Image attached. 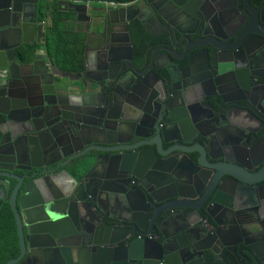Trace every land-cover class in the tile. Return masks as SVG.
<instances>
[{"label":"water","instance_id":"obj_1","mask_svg":"<svg viewBox=\"0 0 264 264\" xmlns=\"http://www.w3.org/2000/svg\"><path fill=\"white\" fill-rule=\"evenodd\" d=\"M152 1L138 0L137 8L132 6L136 1L113 8L107 13V22L106 15L94 16V22L86 30H92L95 54L89 60L87 42L83 69L72 73L59 68L43 48H36L30 56L28 52L16 55V48L26 44L36 47L42 42L43 21L38 19V0H0V86L3 82L8 87L0 93V205L5 200L12 209L20 247L19 254L5 264H169L173 251L165 243L169 235L175 250L179 247L180 251L185 250L179 244L183 235L189 238L192 250L210 248L202 246L204 237L196 233L202 214L199 205L194 204L207 199L209 205L214 203L223 188L222 183L217 187L200 186L201 173L210 168L214 176L224 175L243 185L249 180L229 167L222 171L217 166H207L209 152H199L189 178L181 171L186 161L176 158L187 159L188 151L178 145L163 151L162 143L178 140L169 136L164 126L157 133L160 142L147 143L154 159L149 165L147 157H140L141 151L130 145L121 146V141L112 139L114 133L105 130L109 127H88L94 136L89 140L84 137L81 119L66 115L61 108L55 113L51 111L54 104L65 102L61 97L70 98L76 92L87 93L94 99L106 77L91 76L93 64L101 70L102 64L116 63L125 57L117 51L124 43L131 50L129 24L136 17L141 19L136 16L139 7ZM166 2L155 10L168 23L163 15L168 7L182 14L206 15L198 0ZM60 4L63 9L75 12L77 21L87 9L85 3ZM226 7L220 5V10ZM129 68L131 73L141 76L142 82L143 73L131 64ZM34 79L37 89H31ZM172 91L169 89L165 98L159 99L161 111L167 123L180 125L183 117L173 107L176 99ZM36 97L39 101H35ZM180 99H186L185 91ZM110 105L103 120L111 118ZM89 115L92 120L100 118L97 114ZM96 134L100 137L95 138ZM66 135L69 141L63 139ZM72 142L80 145L91 142V146L78 152ZM89 150L106 154L85 155ZM59 191L64 194H58ZM108 196L112 202H108L111 209L107 211L102 202ZM168 217L174 232L169 235L162 230V222ZM121 220L125 223L121 224ZM155 232L163 239H155ZM254 264L264 262L257 257Z\"/></svg>","mask_w":264,"mask_h":264},{"label":"flooded vegetation","instance_id":"obj_2","mask_svg":"<svg viewBox=\"0 0 264 264\" xmlns=\"http://www.w3.org/2000/svg\"><path fill=\"white\" fill-rule=\"evenodd\" d=\"M137 1L133 7H138ZM199 1L206 15L182 14L168 7L163 15L169 23L155 10L161 9L166 0H154L155 5L139 7L136 16L141 19L136 17L129 24L131 50H127L129 45L122 41L124 45L117 54L125 56L123 59L102 64L101 70L93 64L91 76L106 77L94 99L87 93L76 92L70 98L68 95L61 97L65 102L54 104L51 111L55 113L61 108L66 115L81 119L84 137L89 140L94 136L88 127H109L105 130L114 133L112 139L121 141V146L130 145L141 151L140 157H147L149 165L154 159L147 143L160 142L157 133L164 126L169 136L178 140L162 143L163 151L175 145L188 151L185 153L187 159L176 155L177 152L174 155L181 162L186 161L181 171L189 178L194 172L192 162L195 163L199 152H209L210 157L207 156L205 161L207 166H217L222 171L229 167L236 174L246 176L249 180L243 185L224 175L214 176L210 168L201 173L200 186L217 187L222 183L223 188L214 203L209 205L210 199H207L194 204L199 205L202 214L196 233L204 237L202 246L210 248L192 250L189 238L183 235L179 244L185 250L180 251L176 242L178 249L175 250L169 235L174 232L168 217L169 220L162 222V230L169 235L165 239L166 245L173 249L169 264H246V260L248 264H254L257 257L264 262V0ZM224 4L226 9L220 10V5ZM81 17L84 34H87L86 27L94 22V16L82 14ZM104 19L107 22L108 15ZM136 25L140 29H136ZM178 28L185 33H179ZM83 39L86 45L87 37L83 35ZM41 40L44 42L34 46L31 54L43 44L46 54L53 58L44 35ZM95 49V45H89L86 50L89 60ZM28 50L27 45H22L15 52L21 56L20 53L26 55ZM22 59L26 61L27 58ZM53 61L59 68L72 73L83 69V63L79 69L71 70L61 67L54 58ZM129 64L143 73L142 82H139L141 76L130 72ZM33 83L31 89H37V79ZM6 86L2 82L0 93L7 90ZM169 89L175 93L173 107L176 114L183 117L180 125L167 123L161 111L159 99L165 98ZM183 91L185 100L180 99ZM50 100L55 101V98L50 97ZM109 104L113 108L111 118L103 120ZM91 113L100 118L92 120ZM97 130L101 132V129ZM99 137L95 135V138ZM63 139L69 141L67 135ZM70 144L78 152L91 146V142ZM91 154L106 153L96 150L85 153ZM109 201L112 202L111 196L102 202L107 211L111 209ZM121 213L129 217L127 213ZM155 239L163 237L155 232Z\"/></svg>","mask_w":264,"mask_h":264},{"label":"trees","instance_id":"obj_3","mask_svg":"<svg viewBox=\"0 0 264 264\" xmlns=\"http://www.w3.org/2000/svg\"><path fill=\"white\" fill-rule=\"evenodd\" d=\"M74 1H93L99 4L105 1L116 3H128L134 0H74ZM53 7L55 4L53 2ZM48 8L45 0H39L38 19L45 21L49 17V24L45 28L43 35L49 47L50 53L57 64L65 69H79L83 63L84 39L82 34L75 32L67 21L73 18V13ZM140 29L139 25L135 26ZM29 48L30 56L34 45L26 44ZM20 251L16 222L12 209L7 201L0 206V264H5L9 259L15 258Z\"/></svg>","mask_w":264,"mask_h":264},{"label":"crops","instance_id":"obj_4","mask_svg":"<svg viewBox=\"0 0 264 264\" xmlns=\"http://www.w3.org/2000/svg\"><path fill=\"white\" fill-rule=\"evenodd\" d=\"M61 1H70L72 3H85L87 5V9L84 11L85 12V15H88V16H95V15H99V16H103V15H107L108 11L113 9V8H116V7H112V6H107L105 5V3H97V2H93V1H74V0H45L46 3H48V8H52L53 7V2L55 4V7L53 8H56L58 10H63V11H67V12H71L73 13V18L70 20V21H67V25H69V27H71L72 29H74L75 32L77 33H80L82 34V36L84 35L85 38L87 37V40L86 42L89 43L90 46L92 45H95L94 44V39L92 38V30H89V32L87 34H84V26H83V21L82 19L80 21H77L75 18H76V13L73 12V11H69L68 9H63L64 6L63 4H60ZM136 1V0H134ZM134 1H131V2H128V3H132ZM38 3H39V0H38ZM128 3H120V5H125V4H128ZM120 5H118L117 7H119ZM107 7V9H106ZM50 20H49V17H47L45 19V21H43V30H42V36H43V32L45 30V28L48 26ZM88 35V36H86ZM89 35L91 37H89ZM44 42V40H42V43ZM43 44L40 45V48H43L42 46Z\"/></svg>","mask_w":264,"mask_h":264},{"label":"built area","instance_id":"obj_5","mask_svg":"<svg viewBox=\"0 0 264 264\" xmlns=\"http://www.w3.org/2000/svg\"><path fill=\"white\" fill-rule=\"evenodd\" d=\"M104 3H105V5L112 6V7H117L118 5H120V3H116L113 1H105Z\"/></svg>","mask_w":264,"mask_h":264}]
</instances>
